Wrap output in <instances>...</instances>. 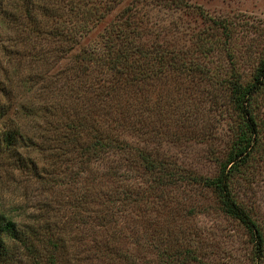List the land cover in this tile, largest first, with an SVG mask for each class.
<instances>
[{"label":"rangeland","instance_id":"rangeland-1","mask_svg":"<svg viewBox=\"0 0 264 264\" xmlns=\"http://www.w3.org/2000/svg\"><path fill=\"white\" fill-rule=\"evenodd\" d=\"M123 51L144 73L112 74ZM263 62L264 0H0V212L53 264H264L207 184ZM251 108L228 186L264 240V84Z\"/></svg>","mask_w":264,"mask_h":264},{"label":"trees","instance_id":"trees-1","mask_svg":"<svg viewBox=\"0 0 264 264\" xmlns=\"http://www.w3.org/2000/svg\"><path fill=\"white\" fill-rule=\"evenodd\" d=\"M134 54L132 52L123 51L120 54L114 53L113 56L111 55L107 65L109 68H111L112 74L114 75L115 73H120L124 76L125 74L129 76L130 73H144V67L141 65L142 63L139 62L138 58L134 57ZM137 55L139 57V54ZM263 84L264 62L259 67L255 75L254 82L251 85L242 86L238 81L231 84L233 100L236 109L246 120L247 132L246 135L242 137L241 141L242 143L245 142V146L242 148V144H240V149L236 152L235 156L229 160V166H224L219 179L207 182L209 186H214L219 191L225 212L231 217L240 221L250 231L256 246V251L259 254L263 251L264 240L261 237V234L255 223L232 199L229 191L228 179L229 174L232 173V167L237 166L238 162L247 156L249 149L252 147L253 138L257 134V125L252 115L251 106L254 95L259 92ZM0 90L2 91L1 87ZM23 137L24 136L21 134L20 129H18L17 131L5 132L2 138L6 146L10 148L17 140L23 141L26 139H23ZM141 159L145 163L147 170L154 173L156 172L158 174L161 171H165V168H163L161 165L157 166L155 163L149 161L148 157L143 156ZM231 164L233 166L230 167ZM159 178L160 177H158L157 182L160 181ZM35 233L39 236L37 230H33V232H31L30 230L26 231L17 229L16 223H14L12 220H7L5 218V214L0 212V262L4 264H17L18 260L15 256V249L19 251L18 248L22 247L24 249V253H22L23 257L26 256L27 259L31 258L30 261H33V264H53V261H49V259L42 260L43 257L40 255L37 256L38 253L35 248L34 241L31 242L29 238V234L34 235ZM9 242L18 244V247L15 249L10 248Z\"/></svg>","mask_w":264,"mask_h":264}]
</instances>
